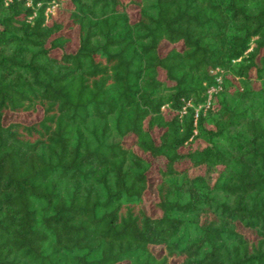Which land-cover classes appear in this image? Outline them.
Returning <instances> with one entry per match:
<instances>
[{"label":"trees","instance_id":"16d2710c","mask_svg":"<svg viewBox=\"0 0 264 264\" xmlns=\"http://www.w3.org/2000/svg\"><path fill=\"white\" fill-rule=\"evenodd\" d=\"M0 264H264V0H0Z\"/></svg>","mask_w":264,"mask_h":264},{"label":"rangeland","instance_id":"374dc122","mask_svg":"<svg viewBox=\"0 0 264 264\" xmlns=\"http://www.w3.org/2000/svg\"><path fill=\"white\" fill-rule=\"evenodd\" d=\"M46 15L49 16H56V4H52L50 5L48 8H46ZM74 33V32H73ZM72 38H73V34H72ZM73 42V40H72ZM74 43H71V47L73 46ZM164 50V49H163Z\"/></svg>","mask_w":264,"mask_h":264},{"label":"built area","instance_id":"2783aa9c","mask_svg":"<svg viewBox=\"0 0 264 264\" xmlns=\"http://www.w3.org/2000/svg\"><path fill=\"white\" fill-rule=\"evenodd\" d=\"M212 91H214V88H210V89L208 90V94H210ZM208 106H209V97L207 98L206 103H205L204 105H202V106H198V108L195 109V117L197 116V112H198V110H199L201 107H203V109H205V108H207ZM182 112H183V111H182Z\"/></svg>","mask_w":264,"mask_h":264}]
</instances>
